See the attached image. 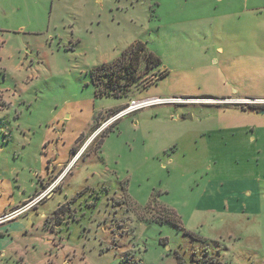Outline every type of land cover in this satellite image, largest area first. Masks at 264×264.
<instances>
[{"label": "rangeland", "instance_id": "1", "mask_svg": "<svg viewBox=\"0 0 264 264\" xmlns=\"http://www.w3.org/2000/svg\"><path fill=\"white\" fill-rule=\"evenodd\" d=\"M138 42L134 74L91 75ZM237 88L264 90V0H0V215L57 184L1 222L4 264H264V191L235 200L251 180L264 189V134L174 146L169 115L198 102L94 134L130 99Z\"/></svg>", "mask_w": 264, "mask_h": 264}, {"label": "crops", "instance_id": "2", "mask_svg": "<svg viewBox=\"0 0 264 264\" xmlns=\"http://www.w3.org/2000/svg\"><path fill=\"white\" fill-rule=\"evenodd\" d=\"M133 45H131L130 48ZM217 48L220 52L223 50V48L221 47H217ZM124 52L125 50L113 61L103 64H111L118 61ZM234 91L236 92L235 94H232L233 92L230 91L222 90L220 92H208L210 94H204L201 96H194L190 94H182L181 96H177V97H188L191 99H199L198 101H193L191 103H196V102L208 103L206 105H202L205 106V108L206 106H208V108H206L205 111L198 112V114H196L194 111H191V113L189 114L190 117L188 116L186 118L180 117L178 113L173 115L170 114L168 120L171 128L168 132H166L167 134L166 136H168L173 140L172 143L174 146L175 145L177 146L178 143L180 142L182 143L187 142L189 138L195 140L196 138L199 137L205 138L206 136L208 137L215 136V137H220L223 140V142H225V140L234 143L239 141L242 144L243 142L246 141L250 143V145H255L256 147H258L257 146L258 140L263 136L264 133L263 131H259L258 129L256 130L255 123H260V121H257L256 116L263 118L262 116H264V113L263 114L259 113V111L262 109H259L257 111L256 110L250 111L247 108L244 109L245 105H243L244 108H242L241 105L235 103L234 101L240 99H264V90L245 92L243 88L241 89L237 88V90ZM206 97H211L213 99L215 98L216 99L215 100L206 99ZM224 99L229 100V102L219 101ZM221 105H225L226 109L220 108L219 106ZM121 106L119 105L113 108H117L116 111H118L119 109H121L120 108ZM169 110L170 109H166V112ZM194 120H196V123H193ZM101 145L102 143L100 144L99 150H101L100 149ZM79 153H77L74 159L77 158ZM71 163L72 162H69L66 168H68ZM62 175L59 177V179L62 177ZM257 183H260V181L251 180L249 184H247V186L242 187L239 190V192L235 195V200L242 201L241 196L243 195L246 196L247 199L252 198L251 200L253 201V203L250 204L249 206L253 207L257 202L260 201L259 196H261L262 191H264V189H262V187ZM32 197H30L27 201H25V203L22 206L12 211H8L1 214L0 224L2 221L9 219L16 214H19L20 212L28 208L30 205L34 204V202H30ZM202 199L203 197H201L199 201H201ZM212 199L213 202H215L216 199L219 200L220 197H218L215 192L213 193ZM5 230L6 232L0 229V259H1L0 264H4V261L7 260L6 251L8 249L12 251L13 249L12 245L15 242V238L10 236V234H8L9 232L8 228H5ZM65 264L68 263L65 262Z\"/></svg>", "mask_w": 264, "mask_h": 264}, {"label": "built area", "instance_id": "3", "mask_svg": "<svg viewBox=\"0 0 264 264\" xmlns=\"http://www.w3.org/2000/svg\"><path fill=\"white\" fill-rule=\"evenodd\" d=\"M199 99H191L188 97H160V96H153L142 100H136L131 99L129 103L126 104V107L112 113L109 115L96 129L94 134H98L105 130L106 128L110 127L112 124H114L116 121L121 119L122 117L126 116L129 113H132L136 110H139L141 108L147 107V106H153V105H160V104H180V103H189L193 101H198ZM220 102H229V100H219ZM237 104H243V105H263L264 99H240L234 101ZM59 180V179H58ZM56 182L51 184L49 187H47L45 190H43L38 196L33 197L30 202H36L39 200H42L46 197H48L51 192L56 187Z\"/></svg>", "mask_w": 264, "mask_h": 264}, {"label": "trees", "instance_id": "4", "mask_svg": "<svg viewBox=\"0 0 264 264\" xmlns=\"http://www.w3.org/2000/svg\"><path fill=\"white\" fill-rule=\"evenodd\" d=\"M143 51H144V45L140 42L136 43L135 45H133L131 48L127 49L121 56V58L116 61V63L113 64H103L101 66H98L96 68H94L91 71V75H93V73L96 71H103V70H108L112 71L115 67L117 66H121V69H125L126 74L130 73V74H134V72L137 70V68L139 67V61L141 59V57H143ZM144 60H146V64L147 66L150 64H154L157 65L159 63V59L158 57L154 56L152 53H147L144 56ZM125 77V76H124ZM132 77V76H131ZM92 82H93V78H92ZM94 84V83H93ZM95 85V84H94ZM112 93H116L115 89H111ZM109 94L107 96H110V92H108ZM117 96V95H114ZM206 98H211V97H206ZM241 105L242 108H244L243 104H239ZM248 109L250 111L252 110H259V109H263L264 107L258 106V105H245L244 109ZM120 110V109H119ZM61 209V206H59L57 208V210L55 211V213H58Z\"/></svg>", "mask_w": 264, "mask_h": 264}, {"label": "water", "instance_id": "5", "mask_svg": "<svg viewBox=\"0 0 264 264\" xmlns=\"http://www.w3.org/2000/svg\"><path fill=\"white\" fill-rule=\"evenodd\" d=\"M259 113H260V114H263V113H264V111H263V110H260V111H259Z\"/></svg>", "mask_w": 264, "mask_h": 264}]
</instances>
